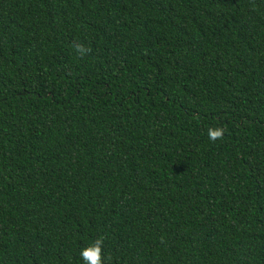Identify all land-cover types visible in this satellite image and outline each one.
<instances>
[{
	"label": "trees",
	"instance_id": "trees-1",
	"mask_svg": "<svg viewBox=\"0 0 264 264\" xmlns=\"http://www.w3.org/2000/svg\"><path fill=\"white\" fill-rule=\"evenodd\" d=\"M98 236L104 264H264V0H0V264Z\"/></svg>",
	"mask_w": 264,
	"mask_h": 264
},
{
	"label": "clouds",
	"instance_id": "clouds-1",
	"mask_svg": "<svg viewBox=\"0 0 264 264\" xmlns=\"http://www.w3.org/2000/svg\"><path fill=\"white\" fill-rule=\"evenodd\" d=\"M73 48L80 56H85L91 51L89 46H86L81 42H76L73 45ZM225 132L226 129L222 126L212 127L208 130V137L212 141L222 140ZM104 240V236H98L90 244L80 249V257L83 261V264H104Z\"/></svg>",
	"mask_w": 264,
	"mask_h": 264
}]
</instances>
